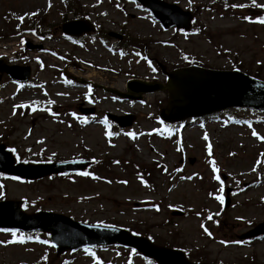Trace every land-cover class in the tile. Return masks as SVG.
I'll return each mask as SVG.
<instances>
[{
    "label": "rangeland",
    "instance_id": "obj_1",
    "mask_svg": "<svg viewBox=\"0 0 264 264\" xmlns=\"http://www.w3.org/2000/svg\"><path fill=\"white\" fill-rule=\"evenodd\" d=\"M77 1L88 19L105 32L127 33L132 37L127 43L131 44L139 43L134 37L140 38L144 48L130 46L123 54L99 39L86 38L84 45L73 43L61 34L62 0H0V56L31 65L33 72L32 84L5 81L0 87V138L7 134L6 143L21 160H66L89 153L96 158L108 156L109 165H97L94 176H54L37 182L0 175V197L22 199L28 212L54 211L78 221L133 229L158 244L184 249L194 260L264 264V238L238 237L264 221V164L255 163L263 158L264 141L251 135L255 130L264 136V112L232 108L198 123L168 129L157 119L167 104L166 92L147 94L139 102L119 100L102 89L74 86L64 76L72 72L124 90L133 77L165 80L160 70L153 69L150 59L156 57L170 69L184 65L188 58H199L213 68L239 66L264 78V24L253 23L251 18L264 16V8L253 6L252 0H165L191 10L194 24L205 27V31L185 33L164 28L136 0ZM222 1L247 6L227 9ZM256 3L264 4V0ZM18 16L25 18L20 21ZM245 16L250 20L243 19ZM35 17H43L45 30L49 26L52 36L41 39L25 31ZM28 41L41 43L44 48L29 49ZM22 104L42 108L23 116L17 107ZM83 104L95 105L101 118L110 111L135 113L139 119L129 129L114 131L108 137L105 132L109 129L102 121L90 124L80 117L78 107ZM128 132L135 137L127 136ZM209 143L212 157L206 147ZM210 158L216 162L224 188H230L228 206L214 198L220 194L221 185L212 178ZM138 162L163 168L155 169L154 183H141V176L135 173L134 163ZM189 176L192 179H181ZM175 210L185 213L176 216ZM201 223L211 236L203 232ZM11 240V232L0 231V242ZM221 240L243 243L221 244ZM91 253L80 250L57 256L49 236L40 233L23 243H0V264H96L97 260L100 264H153L119 246L94 248Z\"/></svg>",
    "mask_w": 264,
    "mask_h": 264
},
{
    "label": "water",
    "instance_id": "obj_2",
    "mask_svg": "<svg viewBox=\"0 0 264 264\" xmlns=\"http://www.w3.org/2000/svg\"><path fill=\"white\" fill-rule=\"evenodd\" d=\"M140 1L150 7L166 27L177 25L187 30L190 28L192 14L178 5L162 0ZM90 28L87 21H75L65 24L64 31L79 34ZM4 69L14 78L27 79L30 75L29 66H6ZM163 71L168 76L166 84L135 79L129 81L128 90L146 93L167 89L169 104L161 112V116L167 121L204 116L234 106L264 111V80L240 69L220 70L191 65L171 72L163 67ZM110 91L119 96L131 97L129 93L115 89ZM110 116L122 127L131 125L135 119L132 115ZM87 164L88 162L80 160L52 164L16 163L12 153L6 150L4 144H0V171L27 179H38L51 173L79 171ZM21 203L17 200L0 201V227L48 232L58 254L86 246L120 243L138 249L146 256L155 258L160 264H209L191 262L182 251L156 245L146 237L133 235L117 227L82 223L52 212L28 214L23 211ZM260 234H264V223L243 234V237Z\"/></svg>",
    "mask_w": 264,
    "mask_h": 264
},
{
    "label": "snow or ice",
    "instance_id": "obj_3",
    "mask_svg": "<svg viewBox=\"0 0 264 264\" xmlns=\"http://www.w3.org/2000/svg\"><path fill=\"white\" fill-rule=\"evenodd\" d=\"M252 5L253 6H255V7H258V8H264V4H257L256 3V0H252ZM226 7L228 6V5H225ZM247 5H245V4H232L231 5V7H233V8H237V7H239V8H244V7H246ZM26 15H34V13H32V14H29V13H26L25 14V16ZM25 16H18L17 17V19L18 20H20V21H23L24 20V18H25ZM243 19H245V20H250V17H248V16H245V17H243ZM256 22H258V23H260V24H264V16H258L257 18H256ZM22 43H23V41H22ZM137 55H139V53H137ZM257 63L259 64L260 63V61H257ZM69 83H70V81H69ZM91 89H89V91H90ZM26 105H19V106H17V107H25ZM46 111H47V109H45ZM53 115H55V113H53ZM73 115L75 116V113H73ZM104 124H105V126L106 127H110V125L108 124V121L105 119L104 121H102ZM245 123H247V122H245ZM250 127H251V125H249ZM153 131H161V133H163V131L164 130H160V129H154ZM112 135H114V133H112V132H110V131H106L105 132V136H108V137H111ZM126 135L127 136H130V137H135V133H133V132H128V133H126ZM251 135L253 136V137H256V139H258V140H261V141H264V136H261L260 134H258L255 130H253L252 132H251ZM203 139L205 140V141H207L209 138H208V136H207V134H205L204 135V137H203ZM206 147H207V150H208V155H209V157H212V145L209 143V144H207L206 145ZM229 155H234V153H229ZM260 157H264V153H261L260 154ZM25 162H27V161H25ZM114 163H119V161H114ZM208 163H209V165L211 166V171H212V173H213V179L214 180H216V181H218V182H220V189H219V192L220 193H223V191H224V185H223V181L221 180V176H220V174H219V169H218V167H217V165H216V162H215V160L214 159H209L208 160ZM256 165H261V164H264V159H261V158H258L257 160H256ZM166 170V169H165ZM256 169H255V167L253 168V171H255ZM176 171H180V169H176ZM80 175H83V176H91L92 175V173H90V172H87V171H83V172H81L80 173ZM195 175V174H194ZM14 179H20L19 177H14ZM181 179H192V177L191 176H189V177H181ZM122 183H126V181H122ZM141 183H144V181H143V179L141 178ZM0 195H2V193H0ZM209 195L211 196V195H213L212 193H209ZM217 201H219V203L222 205L223 203H224V196L223 195H221V194H216L215 195V197H214ZM262 199H264V197H262ZM197 215H199V213H197ZM216 215H219V213H217ZM208 219L209 220H212L213 219V217H212V215L211 214H209V216H208ZM239 219V218H238ZM105 227H108L107 225H105ZM200 227L203 229V232L206 234V235H208V236H211L212 235V233L208 230V228H206L205 226H204V224L203 223H201V225H200ZM0 231H4V232H11L12 233V240L11 241H2V242H0V243H13V242H19V243H23L24 242V239H32V237L31 236H29V237H24L22 234L21 235H18V233H17V231L15 230V229H0ZM41 243H48V241H41ZM220 243L221 244H226V243H235V244H240V243H243V241H231V242H226V241H223V240H221L220 241ZM85 251L86 252H88L90 255H93V253H91V250L90 249H88V248H85ZM96 264H100V261L99 260H97L96 261Z\"/></svg>",
    "mask_w": 264,
    "mask_h": 264
}]
</instances>
